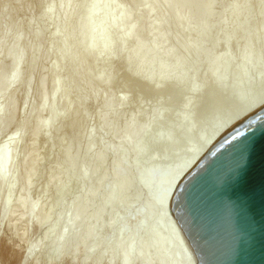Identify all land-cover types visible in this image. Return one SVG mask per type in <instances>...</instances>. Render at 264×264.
Here are the masks:
<instances>
[{"label": "bare ground", "instance_id": "1", "mask_svg": "<svg viewBox=\"0 0 264 264\" xmlns=\"http://www.w3.org/2000/svg\"><path fill=\"white\" fill-rule=\"evenodd\" d=\"M23 1L0 0V52L3 51L0 54V132L4 133L7 127L14 124L23 128L7 136L9 146L3 149L0 158L1 199L2 195H6V202L0 200V227L8 225L15 210H20L21 214V210L26 209L25 214L30 215V227L44 228L45 234L59 229L61 232L56 241L50 233L48 241L35 242L21 264H198L188 239L172 214V205L179 187L204 157L240 124L264 108V87L255 98L241 103L213 83L217 75H228L230 79L236 68L249 57L252 62L245 67V74L254 77L264 72V22L257 28L253 24L250 34L244 33L248 17L253 13L257 16L252 11L264 14V0H254L253 4H248L252 1L231 0L227 14L218 19L212 18L214 0H135L138 3L135 13L134 8L123 13L120 10L134 0H123L121 3L108 0L112 2L109 4H106L107 0H80L79 4H75L76 0H55L38 17L46 27L53 25L55 15L62 14L64 17L61 25L48 35L45 50L40 43L43 34L40 27L23 35L25 28L21 20L22 23L15 20L4 24L11 21L8 18L11 4H22ZM87 4H92V7L86 8ZM142 10L143 15L145 10L149 11L148 20L139 23ZM173 11H177L176 16L168 21L167 16ZM81 14L84 17L79 19ZM189 17H194L192 20L196 22L193 25H189L193 22L190 23ZM96 19H101V22L93 26ZM237 20L241 22L237 24ZM34 22H28L26 27ZM184 23L186 27H183ZM143 36H152L150 42L142 40ZM55 40L59 43L53 61L36 76L37 79L34 78L38 61L43 60L47 52L50 53L51 43ZM234 44L244 49L238 60L234 56L235 46L231 47ZM128 45L131 47L127 48ZM222 45L225 49L215 53ZM206 51L215 55L201 60L200 55ZM116 52L119 53L115 60L117 68L125 69L119 78L113 71L115 69H107ZM8 59L7 71L1 74ZM90 67L97 69L100 78L105 75L110 78L88 82ZM64 73H68L66 79L61 76ZM33 84H36L39 102L27 107L28 97L31 96L27 89ZM79 85H86L84 91L79 89ZM200 87L202 93L196 94ZM20 89L24 96L18 110L15 94ZM111 89L132 100L145 99L149 95L148 102L163 107L161 111H164H154L143 124H139L136 116L121 114L118 118L122 126L111 134L112 139L110 137L115 144L110 142L95 153L92 152L91 138L82 131L86 144L82 146L84 143L77 139L68 141L63 149L62 162L46 176L45 184L62 176L54 194L46 203L38 198L30 201L29 183L39 161L30 162L26 154L14 153V145H24L29 141L31 150L41 130L39 137L47 138L48 131L62 134L63 130L74 129V117L62 126H57V123L75 109L86 106L88 100L108 101L105 91ZM73 93L79 96H73ZM62 97L65 99L61 107L56 108ZM191 100L194 105L189 120L196 123V128L190 139L196 140L201 136L202 141L196 143L190 153L182 149L183 152L180 151L176 157L169 151L185 146L184 140L176 137L172 147L166 149V156H163L162 147L154 140L173 129L183 130L190 125L189 120L182 119L181 115H184V106ZM125 101L121 99L119 106ZM18 112L22 115L19 123L16 121ZM44 113L48 114L46 120H43ZM215 115L220 119L214 126ZM96 116L106 119L111 114L107 110L96 112ZM31 120L34 127L27 132L25 127ZM100 129L105 127L101 125ZM58 148L59 143L53 145L50 152L54 153ZM9 156L11 163L5 168L3 163ZM107 156H118L122 161L129 157L130 163L145 159L147 163L140 175L132 172L129 162L116 161L106 170ZM175 165L176 173L171 174ZM18 167L22 168V173L15 177L13 172ZM160 178L167 181L164 193L156 185ZM4 180L11 181V184L2 189ZM72 181L87 185L71 201L69 220L62 223L60 214L54 217L50 213L43 214V207L58 202L64 188L71 186ZM109 183L113 185L106 193ZM102 192H105L103 196L99 194ZM144 194L147 198L136 208L129 210L123 206L129 200H140ZM104 211L113 219L118 218L120 224L108 241L95 236V227L99 225L98 214ZM109 224L100 225V233L107 231ZM160 226L164 230H160ZM21 233L23 238L26 231ZM53 247L56 250L52 255H42Z\"/></svg>", "mask_w": 264, "mask_h": 264}, {"label": "water", "instance_id": "2", "mask_svg": "<svg viewBox=\"0 0 264 264\" xmlns=\"http://www.w3.org/2000/svg\"><path fill=\"white\" fill-rule=\"evenodd\" d=\"M251 62V57L246 58L230 79L217 75L213 83L241 103L255 98L264 87V72L254 77L245 74ZM202 91L200 87L196 94ZM193 105L191 100L184 106L182 119H190ZM213 118L215 126L220 118ZM190 121L183 130L173 129L154 140L162 147L163 156L176 137L185 142L183 148L169 151L176 157L183 151L190 153L202 141L201 136L190 139L196 128ZM10 163V156L6 157L3 166ZM176 170L177 165L171 174ZM165 184L161 178L157 181L162 193ZM172 214L198 264H264V108L219 142L190 173L176 193Z\"/></svg>", "mask_w": 264, "mask_h": 264}, {"label": "rangeland", "instance_id": "3", "mask_svg": "<svg viewBox=\"0 0 264 264\" xmlns=\"http://www.w3.org/2000/svg\"><path fill=\"white\" fill-rule=\"evenodd\" d=\"M6 1L9 2L11 0H6ZM35 1H37V3ZM118 1L120 3L123 2V0H117V2ZM240 1L244 2L243 0H240ZM245 1L246 2L252 1L248 4H253V2H254V0H245ZM1 2H5V0H1ZM110 2L111 1H108L106 4H109ZM137 2H138V0H137ZM137 2L134 0L131 3L130 2L127 3L126 6L124 5V7H122V9H120L121 12L122 13L127 12V10H131L133 8L138 9V6H137L138 3ZM214 2H215L214 3L215 6H214L213 11H212V18L218 19V18H221L222 15L223 16L226 15L227 12L229 11V7L231 6V0H214ZM246 2H244V3H246ZM54 3H55V0H24L22 4H15V3L13 4L12 3L10 16L8 17V18H10L11 21H9L7 18L8 22H4V24L15 21V20H17L19 22L22 21L23 23H25V24H23L21 22L23 27L25 28L23 30V32H24L23 35H27L29 31L31 32L32 30L39 29L38 27H40V29L43 30L42 41H44V43H42V41H40V43L42 45L41 47L45 50L46 46L48 45V41H47L48 35L61 25V23L64 20V17L62 14L55 15V17H54L55 21H54L53 25L51 24L48 27H46L45 22L43 20H40L38 17H40V15L43 13V11L46 9V7H48V6L50 7ZM79 3H80V0H76L75 4H79ZM19 6H21V7H19ZM91 7H92V4L86 5V8H91ZM136 9L134 10V13L136 12ZM144 12H145L144 15L142 14L143 10L140 14V18H141L140 21L138 18L139 23L140 22L144 23L145 21L148 20L149 11L145 10ZM176 12L173 11V12H170L168 14V16H167L168 21L173 20V18L176 16ZM252 12H255L257 16H255L253 13L252 15H250L248 17L246 29L244 28L245 34H250L253 31L254 27L257 28V26H259L262 22H264V14L259 15L256 11H252ZM83 17H84V14H81L79 16V19H82ZM246 17L244 18V21H245ZM192 18H194V17H189L190 20L188 19L190 21V23H191V21H193ZM155 19L152 18L151 20H155ZM194 20H198V19L195 18ZM31 21H33V22L35 21V22L32 23L30 27H26L27 23L31 22ZM100 22H101V19H96L93 23V26L98 25ZM195 22L196 21H193L191 24H189V23L188 24L193 25ZM238 22H241V21L237 20V24H239ZM253 24H254V27H253ZM185 25L187 26V24L184 23L183 27H186ZM126 26L127 25H125V27ZM78 27L79 26L76 24V29H78ZM29 29H31V30H29ZM236 29H238V28H236ZM1 30L2 29L0 27V33H1ZM235 31L238 32V30H235ZM43 35H44V38H43ZM151 37L152 36H149V37L146 36V38H145V36H143L142 40L145 39L146 40V41L144 40L145 42H150ZM77 40H75V42H77ZM58 43H59L58 40L53 41L51 43L50 53L48 54V52H47L45 54V57L43 56V60L40 59L38 61L39 63H37L36 69L33 72L34 78L36 76L38 77L40 72L45 71L48 68V65L53 61V59H54L53 57L55 55V49H56ZM128 46H127V48L131 47V45L129 47ZM234 46H235L234 56H235V59L238 60L240 58V56L243 54L244 49H243V46H241L239 44H237V45L234 44L231 47H234ZM224 49H225V46L222 45L217 49V51L215 53H220ZM255 51H256V49H255ZM2 52L3 51H1L0 54H3ZM215 53L212 51L203 52L200 55V59L204 60L210 56L215 55ZM118 56H119V53L116 52L114 57L112 58V60H110V62L108 63L107 69L108 70L112 69V68L115 69L113 71H115V73H117L116 77L119 78L124 73L125 69L123 67L117 68L118 66H117V63H115V60L118 58ZM40 61H42V62H40ZM9 63H10V60L8 59L7 64L2 69L1 74L5 73L7 71V67L9 65ZM113 65H114V67H113ZM112 73L114 74V72H112ZM65 75L68 76V73L61 74L63 79H66ZM87 76H88L87 77L88 82H95L96 80H98V78H100L99 74L97 72V69L95 67H90L88 69ZM37 77H36V79H37ZM109 78H110L109 75H105V76L101 77L100 79L102 81H105ZM0 83H2L1 80H0ZM70 84H72V80H70ZM85 88H86V85L85 86L79 85V89L81 91H84ZM28 90H29L30 95L32 96V100H31V96H29L27 107H31L32 105H36L39 102L38 93L36 91V84L35 85L33 84V86H31L29 89H27V91ZM48 91H49V89H48ZM105 95H106L107 99H109L108 101L100 102L99 100H97V101L92 102L91 100H88V104L83 107L84 109L83 108H81L80 110L75 109L74 112H72L68 116L64 117L63 119H61L57 123V126H62L70 118L74 117V119L76 121L74 129L63 130L64 133H62V134L61 133H55L54 131H48L47 132V134H48L47 138H44V136L39 137V135L42 132V130H41L40 134L38 135L39 138L37 137V139L34 142V147L31 150H29V147H30L29 141H26L24 145H22V144L20 145V143L14 145V147H13L14 153L21 154V155L26 154L27 156H29L30 162L39 161V162H37L38 166L35 170L34 177L31 178L30 183H29L30 189H31V191L29 193L30 201L37 200V198H38L42 203H46L45 201H48V199H50L51 196L56 191L58 185L60 184V180H61L60 178L62 176L54 178L48 184H45V179H46V176L48 174H51L52 172H54L55 169L58 167V165L62 162V160H63V149H64V147L68 141L73 140V139L74 140L77 139V140H79V142L84 143V144H81L82 146H84L86 144L85 135H88L91 138V145H92V149H93L92 152L95 153L98 150H101V148H104V146L109 144L110 142H112L111 144L114 143L113 140L111 141V139H112L111 134L115 131H118V129L121 128L122 123H121L120 119L118 118V116H120L121 114H124V115L127 114L129 116H136L139 124H143L151 116V114H153L154 111H156V112H163L164 111V110L161 111L163 109V107L161 108L160 106L158 107L155 104L149 103L150 102L149 98L151 97V96L149 97V95H147V98H145V99L132 100L131 98H126V97H123V96L117 94L112 89L109 91L106 90ZM23 96H24V92L22 89L18 90L17 93L15 94V101L17 103L18 110H19V106L22 103ZM73 96H79V95L73 93ZM118 97L123 99V100L126 99L125 103L123 102L121 104L122 106H119V104H118V103H120V100H121V99L119 100ZM63 99H65V97L60 98V100L57 103L56 108L61 107V105L63 103ZM89 99H90V97H89ZM117 101H119V102H117ZM31 102H32V104H30ZM107 110H108L109 114H111V117L104 119V118H98L96 116V112H104ZM21 117H22V115H20L18 112L17 117H16V121L18 123L21 120ZM47 117H48V114L44 113L43 114V120H46ZM26 125H25L26 126L25 131L30 132L34 127V122L31 120ZM101 125H103L105 127V129L101 130L100 129ZM6 129H7V131H4V133L2 131L0 132V158H2L1 156L3 153V149H5L7 145L9 146V144H8L9 138L7 136L9 135V137H10L11 134L17 133V132L23 130L22 126L18 125V124L17 125L14 124L11 127H7ZM6 129H3V130H6ZM71 130H73V131H71ZM82 131H84L85 135L83 134ZM110 137H111V139H110ZM81 138H83L84 140L83 139L81 140ZM58 143H59L58 150L54 151V153H51L50 152L51 147L55 144H58ZM105 160L104 161H105L106 170H109L115 164L114 162L122 161L120 159V157H118V156L115 158L107 156V159L105 158ZM80 161H81V157L78 158V162H80ZM122 162H129L130 163L129 157L124 158ZM145 163H147L145 161V159L138 160L135 163H130L131 167H132L131 168L132 172L135 173L136 175H140L144 170ZM13 173H14L15 177H19L20 174L22 173V168H20V167L16 168ZM113 182H114V180H113ZM70 183H71V186H69L67 189H65L66 187L64 188V190L61 194V199L58 202H55L50 207H46V206L43 207V209L41 210V212L43 214H46V213L49 214L50 213V215L52 214L53 217L55 214H60V217H61L60 220L62 223H66L69 220V218H70L69 206H70L71 201L73 200V198L75 196H77L81 192V189L87 185V183L85 184V182L78 183L76 181H72ZM112 183H109L110 185L108 184V187L106 188L107 190L105 189L106 193L109 192V190L111 189V186L113 185ZM10 184H11V181H5L4 180L2 182L1 188L4 189L6 186H8ZM103 193H105V192H102L99 194L101 196H103ZM3 198H4V200H3ZM146 198H147V196L144 194L140 200H138V199L129 200L123 206L128 208L129 210H132V209L136 208L139 204H141ZM0 200H2L3 203L6 202V195H2V199H1V192H0ZM0 208H1V204H0ZM16 213H18V214H16ZM25 213H26V209L21 210L22 216L20 214V210H18V211L15 210L13 216L10 219L11 221H9L8 225L6 224V225H3L0 227V264H21L24 256L27 255V252H29L31 246L35 242H38L40 240L41 241H48L50 233L54 236V240L56 241L58 235L61 232V230L59 229L55 232H49V233L45 234L44 228L35 229L34 226L30 227L29 226L30 224H28V219H29L30 215L25 214ZM98 216H99V221H98L99 225L95 227V236L101 238L102 241H108L109 239H111L112 235L115 232H117L118 229L120 228V224L118 223V218L113 219L112 216L106 211L100 212L98 214ZM108 223H110L108 230L105 231L104 233H100V230H99L100 227L99 226L104 225V224H108ZM22 227H24V228L21 229ZM24 230L26 231L25 236L23 238H21V234H22L21 232H23ZM141 233H140V235H141ZM20 239H21V242H20ZM55 250H56V247H53L51 251H49V252L44 251L42 253V255L44 257H47L48 255H52L53 252H55Z\"/></svg>", "mask_w": 264, "mask_h": 264}]
</instances>
